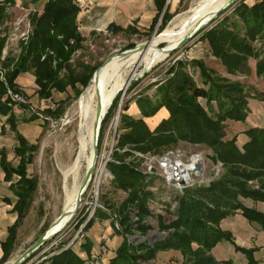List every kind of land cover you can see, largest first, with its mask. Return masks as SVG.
Listing matches in <instances>:
<instances>
[{
    "label": "trees",
    "instance_id": "1",
    "mask_svg": "<svg viewBox=\"0 0 264 264\" xmlns=\"http://www.w3.org/2000/svg\"><path fill=\"white\" fill-rule=\"evenodd\" d=\"M9 1L11 0H0V23L4 17L3 5ZM34 2H43V7L40 12L35 11L31 18L33 33L12 66L10 64L14 59L2 62L6 83L0 80V115L6 116L11 130L15 132L17 144L13 153L17 164L13 166L6 159L5 152L0 151L4 180L10 182L9 189L14 197L10 212L15 216L1 242L0 264L6 262L14 250L18 227L34 201L39 182L37 177L27 175V166L33 162L38 145L29 143L16 129L13 107L7 105V86L24 94L16 83V78L21 73L31 72L38 88L36 92L42 98L50 99L53 91L66 92L68 88L76 96H80L100 66L87 64L80 57L74 60L76 52L83 49L86 37L79 29L77 17L80 9L73 0ZM165 2L166 0H158V13L152 29L160 18L165 26L175 16L168 9L164 11ZM108 29L120 31L113 25ZM127 30L138 32L133 27H128ZM257 38L264 39V0H253L250 3L240 1L233 15L224 17L202 35V39L208 43L209 54L220 61L227 73L249 76L253 71L250 59L255 58V74L264 78V49L254 46ZM2 46L1 40L0 51ZM115 60L117 59L109 62ZM176 63L177 69L174 71L172 67L170 71L172 76L158 85L155 99L149 96L137 99L140 117L128 113L129 103L122 107L116 148L127 147L128 150L123 154L116 151V161L110 162L109 167L115 176L114 184L127 191L128 197L117 211L122 214L123 223L126 224L130 209L138 208L139 213L146 215L149 211L147 201L153 197L145 176L133 165L123 161L133 151L162 154L170 146L188 142L194 146H202V149H210L212 160L222 163L223 172L207 186L185 189L180 198L178 220L171 226L174 231L164 241L154 246H134L123 237L121 242L119 240L113 246L111 256V247L107 243V254L101 264H152L150 261L157 257V253L165 250L181 252L190 264H232L231 260H217L211 253L224 240L235 242L231 231L220 228L222 220L240 212L251 223L264 229V211L249 204L251 201H264V127L245 124L250 110V93L245 83L231 81L219 75L202 60L183 59ZM191 65L199 69L202 87L197 85L188 71L187 68ZM108 66L102 67L99 74ZM114 98L102 122L103 128L117 108L120 97L117 95ZM200 99L206 101L207 107L201 104ZM60 106L62 105L48 107L44 112L58 117L63 111ZM162 108L167 110L168 116L151 128L146 119L155 116ZM36 118V115H32L29 119ZM230 123L240 124L244 131L229 132ZM13 176L15 180H12ZM92 224L89 221L86 228ZM141 228L146 229L143 226ZM116 231L120 234V231ZM64 244L65 242H61L52 247L49 253L62 249ZM194 244L197 246L194 247ZM82 246V250L88 254L87 259L70 246L52 255L48 264H88L93 243L87 240ZM235 248L246 256L249 264H263L255 258L256 248L239 245Z\"/></svg>",
    "mask_w": 264,
    "mask_h": 264
},
{
    "label": "rangeland",
    "instance_id": "2",
    "mask_svg": "<svg viewBox=\"0 0 264 264\" xmlns=\"http://www.w3.org/2000/svg\"><path fill=\"white\" fill-rule=\"evenodd\" d=\"M199 1L202 0H183L175 12V16L168 24L164 26L160 18L155 28L147 32H114L110 29H105L106 31H96L95 34L91 33L86 37L83 49L74 55V60L80 57L87 64H99L101 66L109 57H114V55L116 56L127 49L148 42L153 37L160 35L178 15L186 13L189 9L196 6ZM244 1L250 3L253 0ZM236 5L220 15L213 23L207 25L190 42L180 49L171 52L166 59L154 63L149 68L143 64L138 66L139 68H137L136 73L132 76V78H136L133 81L131 78L125 87L126 89L116 94L120 97L117 108L113 110L109 120L100 131L98 158L94 170L95 179L93 178L84 195L83 204H80L77 208L69 223L49 241L48 246L53 245L52 247H56L59 243L65 242L62 249L72 246L77 253L87 259L88 254L82 250V245L87 240H91L93 248L89 257L90 260L100 253L102 247H106L107 249V243L109 248L111 247L109 250V256H111L113 254V246H116L119 240L121 242L123 237L134 246H154L156 243L164 241L174 231V228L171 226L178 220L180 198L183 196L185 190L182 192L174 191L173 188L166 184L158 172L147 174L145 172L144 158L139 156L137 151H133L132 155L126 156L123 161L133 165L145 176L148 182V189L153 192V197L147 201L149 211L146 215L139 213L138 208H131L129 220L124 224L123 216L117 210L128 197V192L117 188L114 184L115 176L109 167V163L116 161V151L123 154L128 150L127 147L116 148L120 133L122 107L126 103H129L128 113L134 117L136 115L139 116L136 104L137 99L141 96H149L155 99L158 85L172 76V73H170L171 68L174 67V71L177 69L175 60L179 57H186L189 60H202L219 75L231 81L239 80L245 83L246 89L250 93V119H247L245 124L246 126L264 127V78L258 77L255 74L257 59H250L253 71L249 76L229 74L220 61L209 54L208 43L202 39V35L207 29L216 25L224 17L233 15ZM42 7L43 2L35 3L34 0H11L3 5L4 17L0 23V41H3L0 51V67L3 66L2 62L4 60L6 61L9 58L14 59L10 64L12 66V63L18 59L22 47L26 45L29 36L33 33L34 25L31 18L34 12H40ZM21 32L28 35L24 41L19 39ZM163 45H158L153 53L160 52ZM254 46L257 49H264V39L257 38ZM2 50L6 51L4 59L1 58ZM187 69L195 79L197 85L202 87L203 83L199 69L193 65ZM33 77L31 72L21 73L17 76L16 83L24 92L25 103L14 109V115L16 117L17 130L26 137L29 143L38 145L33 162L27 166V175L38 178V190L27 215L18 227L14 250L9 259L3 264H8V262L17 258L63 212L65 194L62 187V174L58 164L64 156L63 146L74 127V125L70 124L65 125V122L69 117H72L71 114L77 106L78 99L85 92L84 90L80 96H76L74 91L68 88L66 92L53 91V96L50 99L42 98L36 92L38 88ZM200 102L207 107L204 99H200ZM59 104L62 105L60 107L63 111L58 117L45 114L44 110L46 108H56ZM38 113H41L43 117ZM165 114V110H161L149 120V126L153 128V125L161 118H164ZM32 115H36L37 118L35 120L29 119ZM241 129L243 128L240 124L234 123H230L228 127V131L232 133L239 132ZM0 136H4L8 140V157L12 164L16 165L17 159L13 153V148L17 144L15 132L11 129L8 132L0 129ZM167 150H181L187 153L194 151L205 152L207 159L203 170L204 177L211 178L213 175L212 169H214L217 162L212 160V151L210 149H202V146H194L188 142H180L176 146L166 148L164 152ZM117 162L119 163L120 161ZM222 172L223 169H221L220 173L222 174ZM85 173L86 170L84 168L81 173V183ZM220 175L215 179L220 177ZM260 204H262L260 207H264V201L260 202ZM105 216L109 218L105 219ZM89 221H92L93 224L91 227L86 228ZM80 222L82 223L77 228ZM141 226L146 229H142ZM220 228L231 231L235 242L224 240L218 243L211 251L217 260H231L232 264H249L246 256L236 250V245H239L245 248H256L255 258L264 264V229H261L255 223H251L240 212L222 220ZM116 229L120 231V234L117 233ZM113 238H115V241H110ZM242 241L247 245H244ZM250 244H252V247L249 246ZM196 246L194 244V247ZM261 246L263 247L261 248ZM51 249L50 247L48 251H51ZM62 249L58 251L54 250L52 253L59 252ZM27 261L28 257L21 264H26ZM150 263L190 264L181 252L175 250L159 251L157 257L152 259Z\"/></svg>",
    "mask_w": 264,
    "mask_h": 264
},
{
    "label": "bare ground",
    "instance_id": "3",
    "mask_svg": "<svg viewBox=\"0 0 264 264\" xmlns=\"http://www.w3.org/2000/svg\"><path fill=\"white\" fill-rule=\"evenodd\" d=\"M230 0H202L186 13L178 15L160 35L153 37L143 48L136 49L126 55H116L96 78L91 80L85 92L80 96L72 117L65 125H74L67 142L63 146L64 156L58 167L62 174V187L65 194L63 211L66 217L62 224L70 221L76 207V198L81 185V173L87 171L94 163V137L97 125V106L104 104L107 114L114 97L126 87L138 66L151 67L154 63L166 59L171 48L177 45L200 19L211 16L217 9ZM210 22L207 23L209 25ZM145 43V42H144ZM164 44L160 52L155 48ZM110 60V61H111ZM105 65V66H106ZM104 67V66H103ZM136 77H133L135 79Z\"/></svg>",
    "mask_w": 264,
    "mask_h": 264
},
{
    "label": "crops",
    "instance_id": "4",
    "mask_svg": "<svg viewBox=\"0 0 264 264\" xmlns=\"http://www.w3.org/2000/svg\"><path fill=\"white\" fill-rule=\"evenodd\" d=\"M182 1L183 0H166L164 11L168 9L169 13H175L180 7ZM157 13L158 0H89L86 9L80 10L77 21L79 29L85 37L89 36L93 32L96 33V31H106L105 29H108L109 26L112 25L120 29L119 32H127L128 27L136 28L138 31L147 32L152 29L153 21ZM16 107L18 106H13V113H15L14 109H16ZM137 110L139 111V116L136 115L135 117H140L141 114L139 108ZM161 110H165L166 114L164 118H166L168 116L167 110L165 108H162ZM153 117L147 118V122H149V120ZM162 119L163 118L158 120L153 125V128ZM249 119L250 118L248 117V120ZM240 131H244V128ZM18 132L21 133L20 131ZM4 136H0V151H4L6 159L10 161L7 149L8 140H6ZM12 165L14 166V164ZM12 180H15V176L12 177ZM9 183L10 182L4 180V172L0 165V257L2 255L1 242L6 237L7 227L14 221L15 218L14 214L10 212L11 203L14 197L9 189ZM249 204L264 211V207H260V205H262L260 202L255 204L251 201ZM110 241H115V238L110 239ZM242 242L244 243V241ZM244 245L247 244L244 243ZM249 246L252 247V244ZM262 247L263 246H261V248Z\"/></svg>",
    "mask_w": 264,
    "mask_h": 264
},
{
    "label": "built area",
    "instance_id": "5",
    "mask_svg": "<svg viewBox=\"0 0 264 264\" xmlns=\"http://www.w3.org/2000/svg\"><path fill=\"white\" fill-rule=\"evenodd\" d=\"M74 3L79 7L80 10H84L87 7V3L89 0H73ZM17 4V3H16ZM28 37L27 33L21 32L20 38L22 41L26 40ZM5 50H2L1 58L5 57ZM77 51L76 53H79ZM186 57H179L177 60H183ZM5 69L0 67V80L6 83L4 76ZM6 98L8 106H19L25 103V95L19 91H15L12 88L7 86L6 89ZM41 117L42 114L38 113ZM0 129L5 132L10 131V123L7 121L6 116L0 115ZM139 156L144 158L145 164V172L147 174L158 172L161 177H163L166 184L173 188L174 191H184L187 188L209 185L212 181L215 180L217 176L221 173V169H223L222 163L217 162L215 164L213 171V175L210 177H204V168L206 164V153L203 151H194L187 153L186 151L181 150H167L163 154L153 155V154H144L141 152H137ZM95 174L93 178L95 179ZM92 178V180H93ZM91 180V181H92ZM91 183V182H90ZM90 185V184H89ZM89 187V186H88ZM88 187L84 193L86 194ZM84 199V196H83ZM82 199V201H83ZM81 201V204L83 202ZM53 246V245H52ZM48 243L37 249L31 256H28V261L26 264H48V259L59 252L49 253L50 247ZM107 254L106 247H102L100 253L95 257L91 258L88 261V264H101L102 260Z\"/></svg>",
    "mask_w": 264,
    "mask_h": 264
},
{
    "label": "water",
    "instance_id": "6",
    "mask_svg": "<svg viewBox=\"0 0 264 264\" xmlns=\"http://www.w3.org/2000/svg\"><path fill=\"white\" fill-rule=\"evenodd\" d=\"M239 1H241V0H230L228 3H226L225 5L220 7L219 9H217L214 13H212L211 16L209 15L203 19H200L197 22L194 29H192L190 31V33L187 34L177 45L172 47L170 51L174 52V51L180 49L181 47H183L188 42H190L195 35L202 32L206 28L208 22H210V24L213 23V21H215L220 15H222L223 13L227 12L229 9L234 7V5H236ZM146 43L147 42L139 44V45H137L131 49H127V50L119 53L118 55H126V54H128V53H130L136 49L143 48L146 45ZM112 58H113V56L106 59L104 61V63L96 69L91 80H93V78L94 79L96 78V76L100 72V69L105 64H107ZM125 89L126 88L122 89L121 91H123ZM105 115H106V113H104V104L102 102H100L97 106V125H96V130H95V137H94V163L91 165V167H89L87 169L85 176L83 178V181L80 185L78 195L76 198V207L77 208L80 206L81 201H82L83 196H84V193H85L87 187L89 186V184L93 178V175H94L95 164H96V160L98 158V150H99L98 149V146H99L98 142H99V137H100V131H101L102 122L105 118ZM65 217H66V213L63 211L61 213V215L51 224V226L46 231H44L17 258L8 262V264H21L28 256H31L37 249H39L43 245L47 244L51 239L54 238V236L57 233H59L67 225V223H69V221H67V222L62 224V221L64 220Z\"/></svg>",
    "mask_w": 264,
    "mask_h": 264
}]
</instances>
